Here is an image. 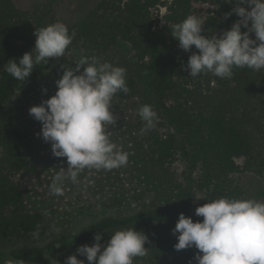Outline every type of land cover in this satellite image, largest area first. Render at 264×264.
<instances>
[{"label":"trees","instance_id":"1","mask_svg":"<svg viewBox=\"0 0 264 264\" xmlns=\"http://www.w3.org/2000/svg\"><path fill=\"white\" fill-rule=\"evenodd\" d=\"M216 3L219 13L207 16L202 25L206 36L222 34L239 19L231 4ZM52 6L24 10L12 0H0V253L11 257V264L18 260L65 264V258L73 254L87 264L76 253L78 246L91 245L95 233L102 235L103 246L112 231L133 227L148 238L147 255L136 258L134 264H197L198 250H175L177 237L172 232L180 213L202 221L190 208L196 192L208 200L244 199L246 190L235 174L249 171L264 181V69H234L230 79L211 73L202 79L190 77L179 60V42L169 25L192 14L193 0H172L171 4L169 0H98L66 24L76 35L65 56L49 58L25 81H17L4 71V64L32 51L35 31L56 22ZM161 7L165 8L162 16ZM249 35L254 38V33ZM123 45L129 46L130 57L119 50ZM78 52L126 69L129 92H118L110 111L130 135V150L122 144L129 153L128 163L120 168L124 173L113 169L101 177L102 190L110 192H104L108 197L102 201L103 208L116 213L38 240L39 234L58 224L59 216L49 218L41 208L30 206L21 183L22 177L37 169L33 151L38 122L29 114L28 99L42 84L62 74V66ZM144 104L151 105L158 116L148 131L138 115ZM175 163L182 166V176L192 188L163 187L154 200L143 201L137 185L143 181L145 166L168 175Z\"/></svg>","mask_w":264,"mask_h":264},{"label":"clouds","instance_id":"2","mask_svg":"<svg viewBox=\"0 0 264 264\" xmlns=\"http://www.w3.org/2000/svg\"><path fill=\"white\" fill-rule=\"evenodd\" d=\"M225 2L235 3L231 11L239 19L220 35H202L206 18L196 14L169 25L180 48L189 51L195 46L198 50L187 61L190 77L211 73L220 79H230L234 69L256 72L264 69V0ZM242 27L247 30L241 31ZM249 33H254V38ZM34 35L31 52L4 64V71L17 81H25L35 67L47 63L49 58L64 57L76 34L70 33L63 22L56 21L39 28ZM62 67L63 74L55 81V94L29 108V114L41 122L40 135L51 142L52 154L67 161V168H60L49 185L54 196L64 194L65 181L80 182L78 178L84 170L118 169L127 165L129 156L111 140L109 132V126L116 122L110 111L113 97L118 92H129L126 69L95 55H81L75 68ZM138 115L145 122L144 131L152 129L158 121L149 104L142 105ZM195 199L206 200L195 208V215L203 219L194 222L183 213L178 215L172 229L177 237L175 250L195 247L197 264H264V201L228 197L208 200L203 195ZM111 233L103 246L102 235L95 233L94 242L78 246L76 253L85 257L87 264H134L136 258L147 255L148 238L143 233L133 227ZM65 264H85V260L73 254L65 258Z\"/></svg>","mask_w":264,"mask_h":264},{"label":"rangeland","instance_id":"3","mask_svg":"<svg viewBox=\"0 0 264 264\" xmlns=\"http://www.w3.org/2000/svg\"><path fill=\"white\" fill-rule=\"evenodd\" d=\"M98 0H12V2L20 9L33 10L44 9L51 3L52 13L56 21L63 22L65 25L74 22L79 16L86 13ZM235 7V3H228ZM220 6L216 3V0H193V12L192 14L199 15L202 18H206L210 15H217L219 13ZM165 12V8H160V16ZM202 34V33H201ZM204 35V34H202ZM206 36V35H205ZM119 50H122L127 56H131V51L128 45H123ZM192 52H198L193 46L189 51H185L179 47V60L183 68L188 72L187 61ZM81 55L90 56L84 52L74 53V57L67 64L66 67L75 68V62L79 60ZM100 58V57H99ZM80 71H83L81 66ZM63 74V73H62ZM62 74L49 83L42 84L34 94L29 96V102L33 105H39L43 100L48 99L56 92V83ZM197 78H204L203 74ZM46 89V91H43ZM37 134L34 138V151L33 160L36 163V172L24 176L21 178V183L26 189V200L30 206L41 208L47 217L56 218L59 216V221L56 226L45 231L44 234L37 236L38 240L48 239L54 235L66 234L71 231L78 230L81 226L97 219L103 215L116 213L113 210L103 208L102 201L107 198L108 195H104V192L110 195L109 189L102 190L101 177L106 175L107 170H95L86 169L80 176L78 183H72L70 180L65 181L64 194L62 196H54L50 194L49 185L51 183L54 174L59 171L60 168H67V161L65 157H56L51 151V142L45 141L40 135L41 122L37 121ZM125 128L121 126L117 121L115 125L109 126L110 138L116 144L122 146L126 144L130 150V135L124 133ZM135 159L139 156L135 155ZM140 162V161H139ZM239 163L243 160L239 159ZM145 174L143 181L137 185L143 192V201L149 202L158 197V193L162 188L171 187L175 191L181 189H191L192 185L186 182L182 176V166L175 163L168 169L169 174L157 173L145 166ZM125 169H114L115 173H124ZM236 181H238L246 190L244 199L254 198L264 201V194L260 195V192H264V181L261 177L257 176L253 172H243L234 175ZM201 196L196 192L195 197ZM192 199L190 208L195 215V208L201 204V199ZM136 208V207H135ZM63 221L64 224L59 222ZM13 259L0 253V264H11Z\"/></svg>","mask_w":264,"mask_h":264}]
</instances>
